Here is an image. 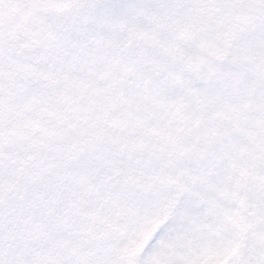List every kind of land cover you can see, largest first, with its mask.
Returning a JSON list of instances; mask_svg holds the SVG:
<instances>
[{
    "label": "snow or ice",
    "instance_id": "obj_1",
    "mask_svg": "<svg viewBox=\"0 0 264 264\" xmlns=\"http://www.w3.org/2000/svg\"><path fill=\"white\" fill-rule=\"evenodd\" d=\"M0 264H264V0H0Z\"/></svg>",
    "mask_w": 264,
    "mask_h": 264
}]
</instances>
